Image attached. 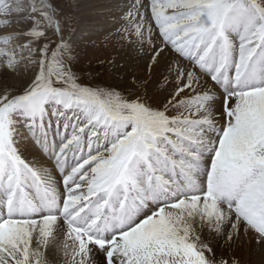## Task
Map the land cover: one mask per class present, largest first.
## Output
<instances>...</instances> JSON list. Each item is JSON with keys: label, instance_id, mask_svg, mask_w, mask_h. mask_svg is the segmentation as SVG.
<instances>
[{"label": "snow or ice", "instance_id": "snow-or-ice-1", "mask_svg": "<svg viewBox=\"0 0 264 264\" xmlns=\"http://www.w3.org/2000/svg\"><path fill=\"white\" fill-rule=\"evenodd\" d=\"M0 264H264V0H0Z\"/></svg>", "mask_w": 264, "mask_h": 264}, {"label": "rangeland", "instance_id": "rangeland-1", "mask_svg": "<svg viewBox=\"0 0 264 264\" xmlns=\"http://www.w3.org/2000/svg\"><path fill=\"white\" fill-rule=\"evenodd\" d=\"M99 0H83L84 11L87 13L89 4L98 3ZM95 23V22H93ZM84 35L87 37L83 41L82 47V67L85 74L97 69L103 71L100 61L104 59L106 50L110 51V41L108 39L109 33L105 32L103 28L93 27L85 31ZM254 260H259V256L253 257Z\"/></svg>", "mask_w": 264, "mask_h": 264}]
</instances>
